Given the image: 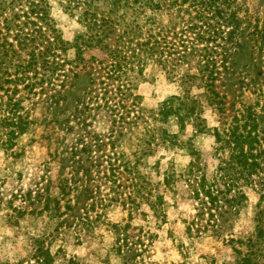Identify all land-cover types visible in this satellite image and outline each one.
Instances as JSON below:
<instances>
[{
    "label": "trees",
    "instance_id": "obj_1",
    "mask_svg": "<svg viewBox=\"0 0 264 264\" xmlns=\"http://www.w3.org/2000/svg\"><path fill=\"white\" fill-rule=\"evenodd\" d=\"M63 8L82 25L73 42L64 39L40 1L0 0V91L7 95L6 100L0 96V107L5 106L1 121L14 127L11 137L18 136L29 124L20 112L24 97H16L21 89L33 92L37 86L45 90V84L51 85L53 103H59L63 89L68 110L67 95L81 70L86 73L87 83L74 96L71 110L81 131L70 152L76 171L63 178V196L80 190L88 195L87 208L82 207L85 217L78 220L89 226L93 207L116 204L132 219L145 204L164 221L165 193L184 184L200 200L199 222L192 223L198 225L196 231H214L229 207L237 213L248 200L246 185L260 196L255 237L264 241V26H252L244 18L239 0H63ZM71 47L76 49L73 60L67 58ZM89 49L98 50V55L87 58ZM246 51L253 69L240 76L235 59ZM148 68L179 82L185 93L147 111L136 89ZM238 81L248 83L239 88ZM194 88L202 93L192 95ZM207 107L218 116L219 126H207ZM99 112L105 113L106 131L91 124ZM171 118L182 127L193 125L197 133L212 131L218 159L212 177L203 171L198 150L185 171H158V182L145 170L149 163L141 157L130 160L123 151L139 122L145 124V150L178 145L177 134L165 128L156 133L151 126ZM114 227L119 254L146 251L142 236L127 233L130 222ZM257 240H249L246 253L236 249L234 264H258L252 248ZM28 264H55V257L37 240Z\"/></svg>",
    "mask_w": 264,
    "mask_h": 264
},
{
    "label": "rangeland",
    "instance_id": "obj_2",
    "mask_svg": "<svg viewBox=\"0 0 264 264\" xmlns=\"http://www.w3.org/2000/svg\"><path fill=\"white\" fill-rule=\"evenodd\" d=\"M38 1L50 12L64 39L73 42L78 32L82 31V25L76 16L64 11L63 0ZM239 2L244 5L241 14L247 17L252 26L257 22L264 26V0ZM98 53L96 49H89L86 50V57ZM75 57L76 49L71 47L67 58L73 60ZM235 60L240 76L253 69L254 62L248 56V51L237 55ZM80 73V80L67 95L71 100L67 105L68 110L63 101V89H59V103L49 101L55 94L51 85L45 84V90L37 86L33 92L23 89L18 92L17 98L24 97L20 112L29 120L27 129L18 136L11 137L10 131L14 127L6 126L1 121L5 106L0 107V264L31 263L37 240L50 249L55 264H234L239 256L238 251H249V240H257V205L260 197L252 186L244 185L243 191L248 200L237 213L229 207V214L221 219L214 231H196L198 225L192 223L199 222L200 200L194 199L184 184H179L176 192L165 193L164 221L161 217L156 218L145 204L132 219H129L122 205L116 204L107 208L99 205L93 207L90 211L93 222L89 226L78 220L85 217L82 207L87 208L88 195L80 190L63 196V178L73 177L76 171L70 152L81 131L75 124L77 119L72 117L74 112L71 110L76 105L74 96L88 80L85 72L81 70ZM143 80L136 93L141 96V106L147 111L156 110L170 97L185 93L179 82L168 79L159 70L153 72L148 68ZM237 83L240 88L248 82ZM200 93L202 90L197 88L191 92L194 96ZM0 96L5 100L7 98L2 91ZM104 116V112L95 115L96 121L91 122L94 129L107 130ZM203 117L208 127L219 126L218 116L209 107ZM139 123L122 149L130 160L141 157L143 163H149L145 170L152 171L155 182L162 180L157 175L158 171L161 174L166 170L176 173L185 171L194 160V150L203 154V171L208 177L213 176L218 159L214 154L216 140L212 131L197 133L193 125L187 123L182 127L175 118L164 124L156 122L151 125L155 132L160 133V129L165 128L177 134L178 145H153V150L149 151L145 150V124ZM68 125L74 129L68 128ZM146 151L151 155L148 156ZM129 222L131 228L127 229V233L131 237L139 234L146 244L143 253L129 251L119 254L117 251L119 235L115 233L114 224L124 226ZM190 226L194 231H190ZM136 238L131 240L136 241ZM258 240L252 247L257 253L254 260L264 264V241Z\"/></svg>",
    "mask_w": 264,
    "mask_h": 264
}]
</instances>
